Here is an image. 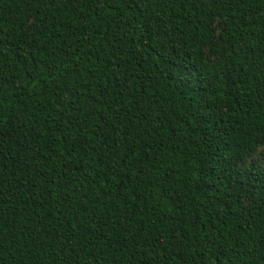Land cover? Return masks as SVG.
<instances>
[{"label": "trees", "instance_id": "obj_1", "mask_svg": "<svg viewBox=\"0 0 264 264\" xmlns=\"http://www.w3.org/2000/svg\"><path fill=\"white\" fill-rule=\"evenodd\" d=\"M0 95V264H264V0H0Z\"/></svg>", "mask_w": 264, "mask_h": 264}, {"label": "rangeland", "instance_id": "obj_2", "mask_svg": "<svg viewBox=\"0 0 264 264\" xmlns=\"http://www.w3.org/2000/svg\"><path fill=\"white\" fill-rule=\"evenodd\" d=\"M254 162L260 163L264 166V145H262L253 155H251L244 165H251Z\"/></svg>", "mask_w": 264, "mask_h": 264}, {"label": "snow or ice", "instance_id": "obj_3", "mask_svg": "<svg viewBox=\"0 0 264 264\" xmlns=\"http://www.w3.org/2000/svg\"><path fill=\"white\" fill-rule=\"evenodd\" d=\"M4 101H3V97H2V95H0V103H3ZM2 115H3V113H2V111H0V118H2ZM217 261H220V257H217Z\"/></svg>", "mask_w": 264, "mask_h": 264}]
</instances>
